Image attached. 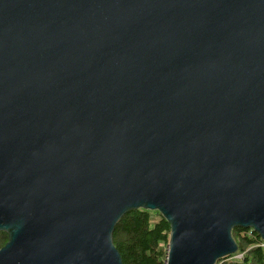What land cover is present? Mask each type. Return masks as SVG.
<instances>
[{
  "label": "water",
  "instance_id": "obj_1",
  "mask_svg": "<svg viewBox=\"0 0 264 264\" xmlns=\"http://www.w3.org/2000/svg\"><path fill=\"white\" fill-rule=\"evenodd\" d=\"M139 209L166 264L264 241V0H0V264H123Z\"/></svg>",
  "mask_w": 264,
  "mask_h": 264
},
{
  "label": "trees",
  "instance_id": "obj_2",
  "mask_svg": "<svg viewBox=\"0 0 264 264\" xmlns=\"http://www.w3.org/2000/svg\"><path fill=\"white\" fill-rule=\"evenodd\" d=\"M169 232V225L158 212L139 209L120 219L112 241L123 264H164ZM231 234L237 251L216 264H264V241L250 229L235 228ZM6 240V235L0 232V248ZM237 255L241 258L235 259Z\"/></svg>",
  "mask_w": 264,
  "mask_h": 264
},
{
  "label": "built area",
  "instance_id": "obj_3",
  "mask_svg": "<svg viewBox=\"0 0 264 264\" xmlns=\"http://www.w3.org/2000/svg\"><path fill=\"white\" fill-rule=\"evenodd\" d=\"M241 258V256L240 255H237L236 257H235V259H240ZM166 262V261H165ZM164 264H166V263H164Z\"/></svg>",
  "mask_w": 264,
  "mask_h": 264
},
{
  "label": "rangeland",
  "instance_id": "obj_4",
  "mask_svg": "<svg viewBox=\"0 0 264 264\" xmlns=\"http://www.w3.org/2000/svg\"><path fill=\"white\" fill-rule=\"evenodd\" d=\"M236 257V256H235Z\"/></svg>",
  "mask_w": 264,
  "mask_h": 264
}]
</instances>
